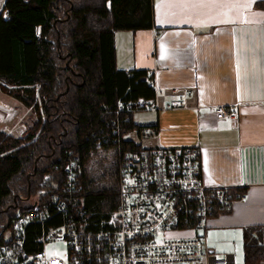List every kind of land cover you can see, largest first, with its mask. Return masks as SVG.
I'll return each mask as SVG.
<instances>
[{
	"label": "built area",
	"instance_id": "built-area-1",
	"mask_svg": "<svg viewBox=\"0 0 264 264\" xmlns=\"http://www.w3.org/2000/svg\"><path fill=\"white\" fill-rule=\"evenodd\" d=\"M130 69L126 70L130 74ZM154 97L117 100L113 118L91 139L88 170L108 169L105 181L117 185L115 208H93L86 202L81 152L65 148L55 173L39 181L34 202L12 220L0 243V264H235L231 254L217 256L204 235L216 211H230L246 192L208 187L196 146H133L124 126L136 112L183 108L195 96L190 87L173 88L165 99L154 86ZM217 118L239 125L238 106L216 105ZM142 134L157 131L144 126ZM94 153H99L95 155ZM98 166V168H95ZM102 171V170H101ZM183 234L172 236L171 232ZM61 244V252L55 247Z\"/></svg>",
	"mask_w": 264,
	"mask_h": 264
},
{
	"label": "trees",
	"instance_id": "trees-1",
	"mask_svg": "<svg viewBox=\"0 0 264 264\" xmlns=\"http://www.w3.org/2000/svg\"><path fill=\"white\" fill-rule=\"evenodd\" d=\"M255 7L264 9V0ZM153 10V0L4 1L0 86L33 109L35 118L20 136L0 128V243L16 215L31 206L39 181L55 173L65 148L81 152L87 204L115 208V181L103 185L88 170L90 143L114 117L117 100L155 95L146 70L127 74L118 68L114 34L152 28ZM141 128L133 118L124 126L126 133ZM242 233V264H264V224L245 226Z\"/></svg>",
	"mask_w": 264,
	"mask_h": 264
},
{
	"label": "crops",
	"instance_id": "crops-1",
	"mask_svg": "<svg viewBox=\"0 0 264 264\" xmlns=\"http://www.w3.org/2000/svg\"><path fill=\"white\" fill-rule=\"evenodd\" d=\"M256 2L153 0L152 28L114 32L118 68L146 70L165 99L176 87L195 90L183 108L134 113V123L157 131L131 130L137 139H128L196 146L208 187L245 188V200L216 211L203 232L214 253L221 229L264 224V9ZM225 104L238 106L239 125L216 117Z\"/></svg>",
	"mask_w": 264,
	"mask_h": 264
},
{
	"label": "rangeland",
	"instance_id": "rangeland-1",
	"mask_svg": "<svg viewBox=\"0 0 264 264\" xmlns=\"http://www.w3.org/2000/svg\"><path fill=\"white\" fill-rule=\"evenodd\" d=\"M3 5H4V0H0V12L3 9ZM4 16L6 17L7 15L5 14ZM0 82L5 83L4 80L1 78H0ZM0 99L4 101L6 100V102L8 103V104H3L0 102V119H3V122L0 123V128H5L6 132L9 131L16 136L22 135V133H24L28 129V127L32 124L33 119L35 118L34 110L26 106L22 101H20L19 98L11 95L9 92L6 93L4 90H2L1 86H0ZM144 111H150V110H144ZM8 112L9 115L7 117ZM136 113L142 116H144V114H147V112L144 113L136 112ZM127 137L129 138L132 137L135 140L137 139V136L134 132L131 133L129 132ZM142 142L144 143V145L148 144L146 141H142ZM95 168H98V166H96ZM101 170L109 173L108 169H105L102 165H101ZM93 175L102 178V181H100L101 184L103 185L108 184V181L107 180L105 181V179H103L101 172H93ZM29 202L30 204H32L34 202V198L31 197ZM232 228H236V230L235 231L230 230ZM183 233L184 232L176 231V232H171L170 235L176 236ZM217 240H219L218 247L215 246L217 256H226L228 253H231L232 251L231 242L232 240H235L237 242V247H238V251L235 255L236 264L244 263L243 233L240 227L230 226L221 229L220 232H218ZM205 241H206V247L208 249L213 246L212 241L209 240H205ZM62 248L63 246L61 244L55 247L57 252H61Z\"/></svg>",
	"mask_w": 264,
	"mask_h": 264
},
{
	"label": "water",
	"instance_id": "water-1",
	"mask_svg": "<svg viewBox=\"0 0 264 264\" xmlns=\"http://www.w3.org/2000/svg\"><path fill=\"white\" fill-rule=\"evenodd\" d=\"M36 169V168H35ZM212 252V251H211ZM234 264V263H233Z\"/></svg>",
	"mask_w": 264,
	"mask_h": 264
}]
</instances>
